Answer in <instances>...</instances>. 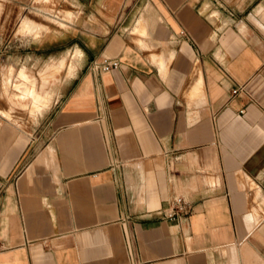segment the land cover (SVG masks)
I'll return each instance as SVG.
<instances>
[{"label":"crops","instance_id":"1","mask_svg":"<svg viewBox=\"0 0 264 264\" xmlns=\"http://www.w3.org/2000/svg\"><path fill=\"white\" fill-rule=\"evenodd\" d=\"M74 1L11 63L80 50L38 134L0 114V264H264V0Z\"/></svg>","mask_w":264,"mask_h":264},{"label":"rangeland","instance_id":"2","mask_svg":"<svg viewBox=\"0 0 264 264\" xmlns=\"http://www.w3.org/2000/svg\"><path fill=\"white\" fill-rule=\"evenodd\" d=\"M76 5L74 0H0V97L9 105L7 109L0 108V114L10 108V112L4 114L11 118L13 107L22 108L24 111L13 114L23 117L25 125L31 126L35 134L41 130L44 119L50 116L52 105L58 100L57 89L68 78L65 71L69 72L70 66L78 62L80 52L74 50L75 47L73 50L60 47L57 48L56 58L51 61L18 62L16 68L11 63L16 60V55L29 51L27 46L30 42L39 39L37 34L47 38H67L65 30L70 32L71 29L60 19H66L70 24L78 23L80 19L76 11L79 7ZM68 13L73 17H68ZM26 19L48 28H33L31 23L29 27L24 23ZM6 55H9L8 61ZM22 71L26 77L20 75ZM29 89L32 91L30 94L26 93ZM51 91H55L54 94Z\"/></svg>","mask_w":264,"mask_h":264},{"label":"built area","instance_id":"3","mask_svg":"<svg viewBox=\"0 0 264 264\" xmlns=\"http://www.w3.org/2000/svg\"><path fill=\"white\" fill-rule=\"evenodd\" d=\"M119 66V61L116 58H102L100 60H91L88 63L87 68L90 72L99 74L108 72L112 69H115ZM237 91V88L231 90V93L234 94ZM186 208L185 200L180 196L176 195L171 199L168 209L164 212V215L167 217H178L184 212Z\"/></svg>","mask_w":264,"mask_h":264},{"label":"bare ground","instance_id":"4","mask_svg":"<svg viewBox=\"0 0 264 264\" xmlns=\"http://www.w3.org/2000/svg\"><path fill=\"white\" fill-rule=\"evenodd\" d=\"M78 51L80 52V50L78 49Z\"/></svg>","mask_w":264,"mask_h":264}]
</instances>
